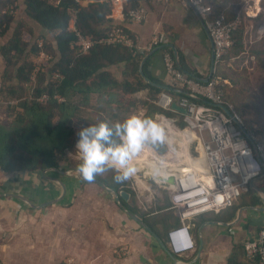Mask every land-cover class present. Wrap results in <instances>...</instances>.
I'll list each match as a JSON object with an SVG mask.
<instances>
[{
	"label": "crops",
	"instance_id": "1",
	"mask_svg": "<svg viewBox=\"0 0 264 264\" xmlns=\"http://www.w3.org/2000/svg\"><path fill=\"white\" fill-rule=\"evenodd\" d=\"M239 2L228 0L227 7L234 15ZM103 3L106 0H82L80 5ZM14 4L17 16L9 31L18 21L26 20L35 32V40L46 35L37 22L25 15L24 0H15ZM141 4L146 11L143 22L121 20L116 11L113 24L133 35L139 52L159 37L162 47L170 48L172 53L171 47L177 51L184 71L199 79L207 78L212 44L196 9L176 1L163 5L147 0ZM241 15V42L246 50L251 36L255 41L263 33V12L261 9L256 17ZM6 34L0 43L9 39ZM37 61L41 62L40 56ZM145 62L149 76L160 87L179 89L167 74L159 52L148 53ZM4 69L0 56V72ZM1 79L2 72L0 82ZM155 119L162 121L167 131L170 125L176 131L169 135L171 148L164 146L165 152L159 154L146 146L134 159L139 171L127 181L134 193L133 199L128 193L127 201L120 198L118 203L113 193L98 183L84 181L76 168L65 164L38 173L0 170V187L6 188L0 189V264H64L67 259L76 264H255L245 258L243 245L264 225V173L250 181L249 190L233 206L188 220L192 249L177 254L167 245L168 232L179 227L181 220L171 209L165 176L192 170V159H197L192 155L195 135L188 137L181 132L177 120L162 116ZM182 138L184 148L179 143ZM76 151L75 148L68 155L78 161Z\"/></svg>",
	"mask_w": 264,
	"mask_h": 264
},
{
	"label": "trees",
	"instance_id": "2",
	"mask_svg": "<svg viewBox=\"0 0 264 264\" xmlns=\"http://www.w3.org/2000/svg\"><path fill=\"white\" fill-rule=\"evenodd\" d=\"M14 2L0 0V38L16 18ZM141 2L129 0L127 4L106 2L82 7L75 0H24L25 15L37 22L46 35L35 40L31 25L26 20H20L10 38L0 47L5 64L0 85L1 171L38 173L59 169L63 164L76 168L79 161L68 157L67 153L75 150L77 133L82 128L101 121L114 124L132 114L177 120L176 126L180 131L192 137L183 116L172 110L164 111L157 104L161 94L181 99L188 98L187 92L173 86L167 91L156 87L159 83L149 76L146 62L142 72L155 85L147 83L139 71L141 62L150 52L132 51L121 44L101 42L112 28H118L134 39L125 28L113 24L114 12L119 11L120 19L127 20V12L140 7ZM205 2L212 6L215 15L222 14L226 21L234 19L235 15L227 7L228 0L222 3L216 0ZM74 18L76 31L94 42L85 53L81 52L82 43L77 32L71 28ZM232 39L233 45L226 59L243 51L240 28L233 32ZM156 52L162 58L163 53L168 52L174 61L170 48L162 47ZM41 53L50 57L44 64L37 62ZM38 67L41 70L34 76ZM214 75L227 81L222 84L224 99L233 104L228 94V83L233 79L226 66L216 65ZM43 95L49 96L45 103L40 101ZM1 100L9 102L3 106ZM195 101L203 103L202 100ZM244 130L245 133L256 132L264 137V130H256L251 125ZM193 138L192 155L198 158L202 155V148L199 141ZM151 147L159 154L165 152L164 146ZM115 174L109 172L104 177H97V180L114 191L129 193L133 199L129 183H115ZM160 223L164 224L162 219ZM243 253L249 260L244 246Z\"/></svg>",
	"mask_w": 264,
	"mask_h": 264
},
{
	"label": "built area",
	"instance_id": "3",
	"mask_svg": "<svg viewBox=\"0 0 264 264\" xmlns=\"http://www.w3.org/2000/svg\"><path fill=\"white\" fill-rule=\"evenodd\" d=\"M75 1L79 4L82 2V0ZM128 1L106 0V2L123 4H127ZM154 1L163 5L172 1L180 2L184 6L192 4L208 32L214 59L213 75L208 82H202L184 75L175 68L176 65L171 55L168 52L163 53L164 66L173 83L180 90L196 95L203 101V103H198L190 98L173 99L166 94H161L157 102L164 111L171 110L174 104L185 111L183 122L195 135L202 148V155L197 159H192V170L165 176V181L173 178L174 182L169 183L171 209L181 220L179 227L168 232L167 245L174 253L181 254L193 247L188 220L209 211H221L233 206L243 192L249 190L250 181L264 173V137L256 132L245 133L243 122L233 105L224 99L225 92L222 84L227 81L214 75L216 65L223 62L233 45L232 34L241 26V14L246 17H256L261 12V0H241L237 7V15L231 21H226L222 14L215 15L212 6L205 0ZM145 17L146 11L142 6L127 12L129 22L141 23ZM75 22L76 18L71 24L74 31H76ZM77 35L82 43L81 52H87L94 42L78 32ZM101 42L121 44L132 51H139L135 40L118 28H112L109 35ZM159 45V37H154L141 51L151 52L159 49ZM49 58L41 53L40 64L46 63ZM40 70L41 67H38L34 76ZM56 98L63 101L60 96ZM48 100V95L40 98L43 103ZM243 246L248 259L255 264H264V225L256 232L254 238L245 241ZM64 264L76 263L73 259H67Z\"/></svg>",
	"mask_w": 264,
	"mask_h": 264
},
{
	"label": "clouds",
	"instance_id": "4",
	"mask_svg": "<svg viewBox=\"0 0 264 264\" xmlns=\"http://www.w3.org/2000/svg\"><path fill=\"white\" fill-rule=\"evenodd\" d=\"M76 173L92 183L97 177L115 172V183L134 178L139 169L134 159L148 145L171 148L166 125L152 117L132 114L123 121L110 124L101 121L82 128L78 133Z\"/></svg>",
	"mask_w": 264,
	"mask_h": 264
},
{
	"label": "rangeland",
	"instance_id": "5",
	"mask_svg": "<svg viewBox=\"0 0 264 264\" xmlns=\"http://www.w3.org/2000/svg\"><path fill=\"white\" fill-rule=\"evenodd\" d=\"M260 7L263 12L262 22L264 23V0H261ZM262 22L260 24H262ZM14 28L15 27H13L11 31L8 30V34H6L7 38H10ZM251 38L252 39L247 43L246 50H244V47L242 49L245 52L243 55L240 53L241 55L239 54L236 57L225 58L220 64H224L228 74L232 76L233 82L228 83V87L230 88L228 94H230L234 102V105H232L235 111L243 122V128L251 125L256 130L260 131L264 130V29L263 33L259 34L257 40L254 41V36H251ZM0 56L2 57L1 54ZM1 72L3 75L4 70ZM1 83L2 79L0 85ZM8 102L9 101L1 100L3 106H6ZM170 130H173V134L176 133L171 125L169 126L168 132ZM68 153L70 154L72 152ZM68 153L67 156L70 157ZM0 189L6 190L3 186L0 187ZM16 194L20 193L18 192Z\"/></svg>",
	"mask_w": 264,
	"mask_h": 264
},
{
	"label": "water",
	"instance_id": "6",
	"mask_svg": "<svg viewBox=\"0 0 264 264\" xmlns=\"http://www.w3.org/2000/svg\"><path fill=\"white\" fill-rule=\"evenodd\" d=\"M190 5H191L193 8H195L192 4H190ZM202 24H203V22H202ZM203 27H204V24H203ZM204 28H205V27H204ZM205 30H206V29H205ZM206 32H207V31H206ZM207 34H208V32H207ZM160 48H162V46H161ZM171 48H172V50H173V56H174L175 65H176L177 69H178L180 72H182L183 74H185L186 76H188V77H190V78H194V79L199 80V81H202V82H208V80H209V79L211 78V76L213 75V71H214V59H213V54H212V59H211V70H210V73H209L208 77H207V78H204V79H199V78L195 77L194 75H190V74H188L186 71H184V70L182 69V66H181L180 59H179V56H178L177 51H176L173 47H171ZM157 50H158V49H154L153 52H156ZM144 62H145V59L141 62L139 71H140L141 75L143 76L144 80H145L147 83H150V84H152V85H155L154 83H152L151 81H149V80L144 76V74H143V72H142V66H143ZM155 86L158 87V88H160V89H162V90H164V91H167V90H168V89H166V88H163V87H160V86H157V85H155ZM187 97L190 98V99H192V100H202L200 97H198V96H196V95L187 94ZM221 108H223V107L221 106ZM223 109H224V108H223ZM171 110L174 111V112H176V113L181 114L182 116L185 115V111L182 110L181 108L177 107L175 104L171 106ZM224 110H225V109H224ZM225 111H226V110H225ZM226 112H227V111H226ZM227 113H228V112H227ZM81 179H82V178H81ZM167 182H168V183H173V182H174V181H173V178L169 179ZM93 183H98L101 187H103V188L106 189L107 191L113 193V195L115 196V200H116L118 203H120V198L123 199L124 201H127V200H128L129 194H128L127 192L120 191V192L117 194V193H115L112 189L107 188L103 183H100V182H98L97 180H96L95 182H93ZM61 186H63L64 192H65V191H66V187H65V185H63V183H61ZM6 194H9V195H15V194H13V193H6Z\"/></svg>",
	"mask_w": 264,
	"mask_h": 264
},
{
	"label": "bare ground",
	"instance_id": "7",
	"mask_svg": "<svg viewBox=\"0 0 264 264\" xmlns=\"http://www.w3.org/2000/svg\"><path fill=\"white\" fill-rule=\"evenodd\" d=\"M172 132H173V130H170V131L168 132V134H169V135H172V134H173ZM177 140H178V139H177ZM179 143H180V146H181L182 148H184V146H185L184 141L180 140ZM171 144H172V143H171ZM184 150H185V149H184Z\"/></svg>",
	"mask_w": 264,
	"mask_h": 264
}]
</instances>
